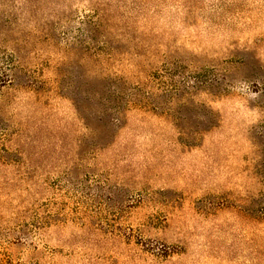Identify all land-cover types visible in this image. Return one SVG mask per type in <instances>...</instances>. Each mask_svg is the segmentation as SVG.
<instances>
[{"label": "rangeland", "instance_id": "rangeland-1", "mask_svg": "<svg viewBox=\"0 0 264 264\" xmlns=\"http://www.w3.org/2000/svg\"><path fill=\"white\" fill-rule=\"evenodd\" d=\"M0 264H264V0H0Z\"/></svg>", "mask_w": 264, "mask_h": 264}]
</instances>
